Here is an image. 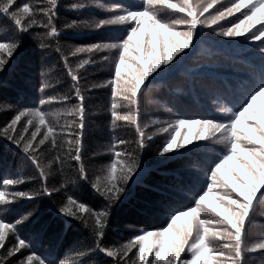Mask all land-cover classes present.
Returning a JSON list of instances; mask_svg holds the SVG:
<instances>
[{"label":"snow or ice","instance_id":"6c2138e0","mask_svg":"<svg viewBox=\"0 0 264 264\" xmlns=\"http://www.w3.org/2000/svg\"><path fill=\"white\" fill-rule=\"evenodd\" d=\"M221 7L205 18L204 14L215 6ZM84 3L73 4V9H84ZM97 7L106 10L109 15L95 21H72L68 28L83 26L100 29L119 26L124 34L114 38L113 42H99L87 46H76L70 55L80 53L109 51L114 53V77L107 83L111 85L112 124L126 121L135 126L137 149L143 150L147 142L153 139L146 134L148 124L140 123L139 96L149 77L162 67L171 64L181 53L192 48L198 36V28L213 29L217 35L225 38L245 37L247 40L260 41V53L264 54V0H141L139 7L119 4L106 6L97 3ZM170 10L174 18L165 19L161 13ZM58 0H0V16L11 22V31L0 33V73L6 71L12 59L21 47L19 34L28 33L39 27L45 31L37 34L39 47L49 48L47 42L60 36L55 24ZM240 13V18L230 26L220 27L219 22ZM259 25V27H257ZM180 29V30H178ZM56 51L61 58L68 76L73 81L78 104L61 110H45L44 106L56 102H67L70 97H46L39 101L38 107H25L18 110L3 128L0 136L5 137L20 149L38 171L40 187L32 190H18L26 182L25 177L5 176L0 179V209L12 210V205L22 199L34 200L39 196H51L58 188H49L48 171L55 163L63 171L70 161L75 162L78 179L88 184L105 202L99 209H93L78 197L68 195L58 212L64 217L79 221L88 228L95 238V249L116 264H248L246 253L264 251V237L248 245L245 243L247 225L252 221L255 210L254 199L257 191L264 187V77L260 83L253 84L248 95L239 107L222 106L219 112L226 119L214 118H177L172 122L151 121L152 125H162L160 133H171L160 148L158 155L178 153L194 143L211 142L223 146V154L208 169L206 187L197 193L193 203L184 208L170 210L167 227L156 231L143 230L120 246H102L105 230L109 226L111 208L121 200L133 176L140 170L137 150L129 151L121 146L126 140H117L112 145V159L90 179L83 163L82 130L84 127V95L79 85L78 71L85 65L94 63L91 57L81 59L73 68L68 63L57 41ZM108 60L109 57H102ZM46 75V74H45ZM53 85L45 79L41 91ZM122 98L118 106L116 97ZM261 101V104L257 102ZM121 107L127 111H117ZM71 116L72 120L60 124V117ZM166 125V126H163ZM61 131L58 132L57 129ZM71 129L67 139L63 129ZM43 130V131H42ZM41 138L37 140V137ZM50 142L56 155L42 163V146ZM67 145V151H65ZM119 149V150H118ZM223 190V194L216 187ZM236 198H232V194ZM264 195V193H261ZM33 216L31 211L22 212L14 221L5 222L0 213V249L7 255L2 258L7 264L9 258L29 247L26 238L21 237V225H27ZM14 243L6 246L9 234ZM217 241H220L219 245ZM133 249L136 251L133 253ZM190 254V259H182V253ZM91 250L76 253L83 257ZM130 253L132 256L130 257ZM153 259L149 260V256ZM19 264H57L47 261L35 252H30ZM58 264H75L74 260L61 259Z\"/></svg>","mask_w":264,"mask_h":264},{"label":"trees","instance_id":"16d2710c","mask_svg":"<svg viewBox=\"0 0 264 264\" xmlns=\"http://www.w3.org/2000/svg\"><path fill=\"white\" fill-rule=\"evenodd\" d=\"M141 0H58L55 24L60 36L47 41L51 47L41 49L38 33L45 30L33 28L28 33L19 34L21 47L11 65L0 73V128H3L14 114L25 107H38L39 101L46 97L68 95L67 102H56L45 105L47 110H61L78 104L72 89L73 81L67 74L61 52L56 51L57 41L68 63L75 68L81 59L91 57L94 63L79 69V85L84 95L83 163L90 179L112 159V145L117 140L129 143L121 146L129 151L137 150L140 170L129 182L121 200L111 208L109 226L105 230L102 246L114 247L127 242L143 230L156 231L167 227L170 210L184 208L193 203L197 193L206 187L208 169L223 154V146L211 142L194 143L178 153L165 156L158 155L171 133H160L162 125H152L151 121L172 122L177 118H214L226 119L219 112L222 106L239 107L240 102L248 95L253 84L260 83L264 77V54L259 49L260 41L247 40L245 37L225 38L216 34L217 28H198V36L192 48L181 53L176 60L154 73L144 86L139 96L140 123L148 124L146 134L153 139L147 142L143 150L137 149L135 126L126 121L112 124L111 85L107 82L114 77L113 56L109 51L80 53L76 57L70 51L76 46H87L99 42H113L114 38L124 34L119 26L100 29L83 26L68 28L72 21H95L106 18L109 13L96 6L122 5L139 7ZM175 2V0H173ZM226 4L228 0H223ZM84 3V9H73V4ZM221 5L205 13V18L215 12ZM165 19L174 18L170 10L161 13ZM240 18V13L219 22L220 27L230 26ZM259 27V25L257 26ZM180 30V29H178ZM11 31V22L0 16V33ZM108 56V60L102 57ZM46 74V75H45ZM47 79L53 86L41 91L42 83ZM118 106L122 103L116 97ZM261 104V101L257 102ZM117 111H127L121 107ZM74 117H60V124ZM166 126V125H163ZM43 131V130H42ZM61 131L60 128L57 129ZM71 129H63L62 134L71 139ZM41 137L38 136L37 140ZM67 151V145H65ZM119 150V149H118ZM44 156L42 163H47L56 155L50 142L42 146ZM63 171L55 163L48 171V187L58 188L51 196H39L34 200L22 199L12 205V210L0 209L5 222L14 221L22 212L31 211V221L21 225L19 234L26 238L29 247L8 259L7 264H19V261L30 252H35L47 261L69 258L75 264H116L113 258L94 250L95 238L90 230L79 221L59 214V207L68 195L78 197L93 209H101L105 202L84 181L78 179L75 162L70 161ZM22 175L26 182L18 190L32 191L40 187L37 169L26 155L11 141L0 136V179L5 176ZM223 194V190L214 186ZM264 187H261L254 199L255 210L252 221L247 225L245 243L257 241L264 237ZM236 198V194H232ZM14 237L9 234L6 246L11 247ZM220 241H217L219 245ZM82 250L88 254L80 257L76 253ZM136 249H133V253ZM7 255L0 249V264ZM130 257L132 253L129 254ZM248 264H264V251L246 253ZM153 257L150 255L149 260ZM182 259H190L187 249ZM120 264H124L123 261ZM176 264H180L179 261ZM212 264H219L214 260Z\"/></svg>","mask_w":264,"mask_h":264}]
</instances>
